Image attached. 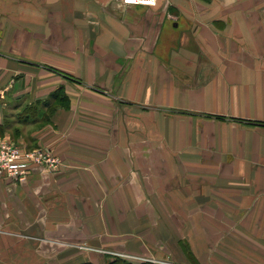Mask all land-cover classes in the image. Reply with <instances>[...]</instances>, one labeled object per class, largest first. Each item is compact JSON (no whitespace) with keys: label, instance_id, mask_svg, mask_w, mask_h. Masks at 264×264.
Here are the masks:
<instances>
[{"label":"crops","instance_id":"1","mask_svg":"<svg viewBox=\"0 0 264 264\" xmlns=\"http://www.w3.org/2000/svg\"><path fill=\"white\" fill-rule=\"evenodd\" d=\"M0 138V264H264V0H0Z\"/></svg>","mask_w":264,"mask_h":264},{"label":"built area","instance_id":"2","mask_svg":"<svg viewBox=\"0 0 264 264\" xmlns=\"http://www.w3.org/2000/svg\"><path fill=\"white\" fill-rule=\"evenodd\" d=\"M124 5L147 4L151 5L156 0H109ZM54 170L58 167V159L48 150L35 149L22 152L16 145L0 138V175L14 179L18 183L25 182L31 165ZM121 258H133L122 257Z\"/></svg>","mask_w":264,"mask_h":264},{"label":"trees","instance_id":"3","mask_svg":"<svg viewBox=\"0 0 264 264\" xmlns=\"http://www.w3.org/2000/svg\"><path fill=\"white\" fill-rule=\"evenodd\" d=\"M68 100L61 90L52 93L48 99L25 107L17 114L13 115L14 120L19 122L29 121L32 118H39L48 122L52 113L58 108H67ZM89 264V263H87ZM107 264H131L121 259H113ZM150 264V263H143Z\"/></svg>","mask_w":264,"mask_h":264},{"label":"rangeland","instance_id":"4","mask_svg":"<svg viewBox=\"0 0 264 264\" xmlns=\"http://www.w3.org/2000/svg\"><path fill=\"white\" fill-rule=\"evenodd\" d=\"M106 255V254H105ZM117 255H119V256H122V257H132L131 255L130 256H128V254H117ZM124 255V256H123ZM109 257H108V259H107V262H106V264L108 263V262H110V261H112L113 259H121V260H124V261H126V262H128V263H131V264H143V263H150V262H145L146 260H141L139 257H133V258H121V257H116V256H110V255H108ZM150 264H152V263H150Z\"/></svg>","mask_w":264,"mask_h":264}]
</instances>
